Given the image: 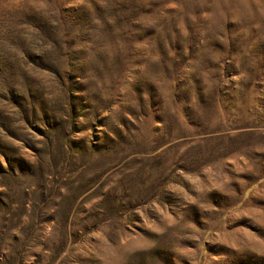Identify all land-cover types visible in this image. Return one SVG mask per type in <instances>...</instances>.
<instances>
[{
    "label": "rangeland",
    "instance_id": "374dc122",
    "mask_svg": "<svg viewBox=\"0 0 264 264\" xmlns=\"http://www.w3.org/2000/svg\"><path fill=\"white\" fill-rule=\"evenodd\" d=\"M0 264H264V0H0Z\"/></svg>",
    "mask_w": 264,
    "mask_h": 264
}]
</instances>
